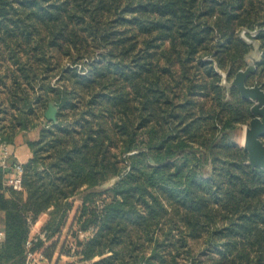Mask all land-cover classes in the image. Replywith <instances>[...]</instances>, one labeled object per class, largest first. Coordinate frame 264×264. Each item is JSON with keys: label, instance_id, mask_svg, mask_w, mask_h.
<instances>
[{"label": "trees", "instance_id": "1", "mask_svg": "<svg viewBox=\"0 0 264 264\" xmlns=\"http://www.w3.org/2000/svg\"><path fill=\"white\" fill-rule=\"evenodd\" d=\"M242 28L264 89V0H0V135L39 128L22 189L0 167V264L44 213L49 261L264 264V169L233 139L251 102L221 85Z\"/></svg>", "mask_w": 264, "mask_h": 264}, {"label": "water", "instance_id": "2", "mask_svg": "<svg viewBox=\"0 0 264 264\" xmlns=\"http://www.w3.org/2000/svg\"><path fill=\"white\" fill-rule=\"evenodd\" d=\"M251 48L244 55V67L237 69L228 79L229 71L221 72V85L228 94L231 87H236L240 96L249 100L251 117L244 125L242 147L246 149L249 163L255 167L264 169V89L262 83H247L250 75L257 70V62L261 58L262 51L257 39L248 40ZM58 106L49 101L44 116L53 122H56Z\"/></svg>", "mask_w": 264, "mask_h": 264}, {"label": "built area", "instance_id": "3", "mask_svg": "<svg viewBox=\"0 0 264 264\" xmlns=\"http://www.w3.org/2000/svg\"><path fill=\"white\" fill-rule=\"evenodd\" d=\"M10 154V144L3 140L0 135V167L5 171V184L12 189H22L23 163L18 160H12ZM38 233V232H37ZM86 233L80 232L82 237ZM4 232L0 231V237L3 238ZM45 241V239H44ZM26 254L24 264H48L49 260L45 256L41 247H33V235H29L25 241ZM73 251V249H71Z\"/></svg>", "mask_w": 264, "mask_h": 264}, {"label": "crops", "instance_id": "4", "mask_svg": "<svg viewBox=\"0 0 264 264\" xmlns=\"http://www.w3.org/2000/svg\"><path fill=\"white\" fill-rule=\"evenodd\" d=\"M38 129L39 128H35L28 132H20L16 136V139L14 140V142L9 143L10 144V154H11L10 157L12 160H18L21 163H24L29 158V156L31 155V152H30L29 147L27 146L26 141L28 139H35L38 135ZM2 177H3L2 182L4 185H6L5 184V177H6L5 171L3 172ZM3 194L5 197L11 196L9 190H4ZM4 217H5V211L0 208V231L1 230L3 231V228H4ZM45 218H46L45 213L39 216V218L36 220V222L33 224L30 230V235H34L38 232ZM1 241H2V237H0V242ZM53 261L55 262V260ZM58 264H61V263H58Z\"/></svg>", "mask_w": 264, "mask_h": 264}, {"label": "rangeland", "instance_id": "5", "mask_svg": "<svg viewBox=\"0 0 264 264\" xmlns=\"http://www.w3.org/2000/svg\"><path fill=\"white\" fill-rule=\"evenodd\" d=\"M246 31H249L250 35L248 33H246ZM257 32V29H252V30H248L246 28H242L238 31V34L241 36L242 39H244L245 41H248L249 39L253 38V34H255ZM244 66V65H243ZM242 66V67H243ZM233 74V73H232ZM232 76V75H231ZM257 80L256 77L254 76H250L247 80V83L252 84L253 82H255ZM246 123H241L239 125L236 126V128L233 131V139L234 141H236L238 144L242 143V138H243V129H244V125ZM64 237V233L62 234L60 241H59V245L58 248L61 244V241L63 240ZM58 249L56 250V252L54 253L52 259L48 262V264H55V262L53 260H57L58 263H67V262H72L74 264H80L81 262L78 260V256L74 254V251H70V254H65L62 253L60 255H58Z\"/></svg>", "mask_w": 264, "mask_h": 264}]
</instances>
